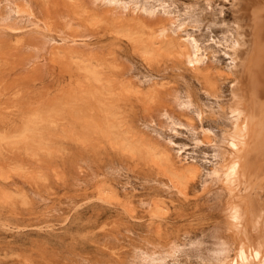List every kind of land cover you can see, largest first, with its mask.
<instances>
[{"label": "rangeland", "instance_id": "obj_1", "mask_svg": "<svg viewBox=\"0 0 264 264\" xmlns=\"http://www.w3.org/2000/svg\"><path fill=\"white\" fill-rule=\"evenodd\" d=\"M10 1L0 0V10L9 7L3 13L4 16L1 15L5 22L7 21L6 24H10L8 26L4 24L6 27L0 26V45L4 43L12 46L27 38L29 26L32 22L34 23V21H28L26 16H23L22 22L20 19L17 21L19 16L15 12L14 5L22 3H18L20 0L18 2L16 0V4L13 3L15 0ZM26 1L29 3V0H22L24 4ZM123 1L127 3L125 5H128L129 0ZM141 1L143 0H138L137 3L144 4ZM209 1L210 4L193 3L195 6L191 9V17L185 14L186 8L192 4L191 0H165V3L169 4V8L173 10L177 6L176 14L179 20L177 21H184L185 31L192 33L198 39L200 46H203L207 52L208 60L218 70L216 72H218L219 90L217 94L215 93L216 96L207 93L204 86H201L203 84L194 76L192 77L191 73L189 75L184 68H172L168 64L165 67L162 63L149 64L144 59L141 60L142 56L137 54L126 38L116 35L102 24L94 25L92 29H89L90 31H79L78 34L81 36L78 37L80 40H77L82 42L81 39H85L84 41H87L88 45L90 44L89 46L98 50L99 53L113 55L115 58L119 55L117 63L120 62L121 66H118L120 72L117 71V75L125 82H129L134 89L128 96L130 99L123 102L125 104L124 118H126L124 123L127 122L125 124L130 127L127 129L148 137L153 141L152 143L157 142L155 145L162 148L166 144L168 148L171 141L168 149L174 153L176 158L180 157L183 161L188 163L190 161V164L199 167V183L196 184L195 190L189 193L187 199L176 196L164 185L155 181V176L147 169L145 171L143 169L145 166L138 164L134 156L131 157L117 147H112L110 142L104 138L102 142L100 140V147L97 146L99 150L95 149L97 152L94 153L96 147H93L91 151L90 147L89 149L83 148L76 141L58 136L53 146L59 150V153L56 152L59 155L55 153L50 157V164L54 165H49V168L41 166L39 171L35 167L37 165L28 156L12 155L4 150V146H1L0 162H3L5 169L0 165V190L6 193L7 199L5 202L0 201V264H131L130 255L135 253V256L137 257L138 254L139 258V253L146 250L147 247L143 245L145 238H150L151 242H154L148 245L146 252H150L151 249L164 252L168 249V245L165 247L164 244L176 241L175 243L179 246L177 249H181L175 256L177 264H202L199 258L203 256V251L199 248L192 249V247L198 243H202V246L206 248L213 247L215 235L219 234L217 232H220V228L224 225L221 202H224L225 197L220 195V191L216 189L217 185L210 181V173L212 168L218 167L221 161L220 155L222 156V151L226 148L224 130L230 125L226 112L232 103L231 87L234 83L230 71L233 57L230 55V47L227 46L229 35L235 24L233 0ZM28 3L27 5L33 4ZM12 5L14 8H11ZM196 8L199 11L193 10ZM98 11L100 12V9ZM103 12L105 13V10ZM5 13L12 14V17L8 14L5 16ZM3 18L1 21H4ZM26 21L31 24L28 26L29 23ZM11 25H14L16 29L19 27V30L11 31ZM100 26H103L102 30ZM12 28L14 30V27ZM24 32L28 33L24 35ZM43 35L40 36L43 37ZM44 38L46 46L44 47L42 41L41 49L35 47L36 50L39 49L37 51L32 50L34 46L28 49L27 44L22 42L23 45L15 50L6 49V52L10 54L6 56L7 58L5 55L0 57L4 60L0 62V116L3 120H0L2 122L0 133L11 129L12 123V128L19 125L20 112L24 109L21 107L22 111L19 107L18 94L22 100L31 96L39 99L41 95L42 97L43 95L53 97L69 82L68 74L60 68L58 63L50 62L52 60L48 55L53 47L52 43L60 45L61 39L55 34L51 36L46 34ZM11 55L16 56L12 59ZM35 66H40L37 68L39 72L36 71ZM60 72H63L62 75ZM119 73L127 74L119 75ZM181 73L183 74L179 77ZM27 74L31 75L30 80ZM172 87L177 90L178 97L174 103L171 101L173 98L165 97L167 99L165 105H167L164 108L168 110L173 107V110L175 109L172 113V120L177 124L174 128L164 116L163 109L154 106L151 111L154 109L156 111L150 113L149 109L143 112L145 110L142 109L143 105L136 101L137 92L143 94L156 88L162 92L164 90L165 94L170 89L172 90ZM184 97L186 101H190L189 104L187 102L189 107L185 104ZM177 102L178 104L183 102L182 105L187 106L188 110L183 106V112H180L181 108ZM178 120L182 125H179ZM203 130L209 131L208 139L204 137ZM24 159L30 162L26 163ZM26 169L38 172L43 175V179L34 175L33 179L28 181L23 175ZM97 185L107 188L108 193L103 196L105 198L99 197L95 192ZM154 198L163 200L167 207L160 221L161 229H163L161 236H153L155 233L149 234L146 227L148 223L146 204ZM164 232L171 234L170 239L167 238L169 234L166 235ZM161 238L165 239L166 243ZM138 248L141 249L140 252ZM141 255L144 257L143 254ZM142 256L136 259L135 263L142 264ZM117 260L119 263H116Z\"/></svg>", "mask_w": 264, "mask_h": 264}, {"label": "bare ground", "instance_id": "obj_2", "mask_svg": "<svg viewBox=\"0 0 264 264\" xmlns=\"http://www.w3.org/2000/svg\"><path fill=\"white\" fill-rule=\"evenodd\" d=\"M32 1L29 0V3H33L32 5H27V1L24 4L22 0L19 2L17 0L18 3L22 4H16V0L13 2L16 6L14 5V8L12 5L11 8L13 7L17 16H19L17 21L26 16L28 21H34V23L31 24L26 21L29 23L28 26L31 24L29 34H26L28 35L27 38L12 46L2 43L0 45V57L5 55V58H7L6 56L10 54L6 52V49H9V51L15 50L23 45L22 42L27 44L28 49H31V46H34L32 50L35 47L41 49L46 40L44 35L51 36V34H55L61 39V43H59L60 45L52 43L53 47L48 52L52 60L50 62L59 64L60 68L68 74L67 80L69 82H65L66 86L53 97H44V95L42 97L40 94L39 99H34L31 96L22 100L20 94H18L19 107L20 109L22 107L24 111L21 109L23 112H20L18 126L12 128V123L10 125L11 129L0 133V147L4 146V150L12 155L24 154L28 156L37 165L35 167L39 171L41 166L42 168H49V165L53 164H50L51 155L56 152L59 153V150L53 146L58 136L76 141L83 148L87 147L89 149L88 147H90L91 151L93 147H96L94 150L98 151L100 140L102 142L104 138L107 142H110L112 147H117L131 157L134 156L138 161L137 163L144 165L146 168L143 169L150 171L159 184L164 185L176 196L187 199L189 193L195 190L196 184L199 183V167L190 164V161L189 163L183 161L180 157L176 158L171 150L170 153L168 148L171 146V141L168 148H166L168 144L162 148L155 145L157 142L152 143L153 141L148 137L127 129L129 125L125 124L127 122L124 123V119H126L124 118V103L130 99L128 96L133 88L129 82H125L117 75V71L120 70L118 66H121L120 62V64L117 63L119 55L117 54V59L113 55L99 53L98 50L90 47V44L88 45V42L86 41V43L83 38L81 39L82 42L77 41L80 40L78 37L81 36L78 33L90 31L89 29H92L94 25L102 24L116 35L126 38L137 51V54L139 53L142 56L141 60L144 59L149 64L162 63L165 67L168 64L172 68H184L188 71V74L191 73L192 77L194 76L203 84L201 86H204L207 93L215 95L219 90L218 72H216L218 70L208 60L207 52H205L203 46H200L198 39L192 33L185 31L184 21L181 22L180 20L178 22L177 6L174 10L173 8L170 9V5L165 3V0L141 1L144 4H138V0H129L130 4L128 3V5H125L127 3L124 1L123 3L122 0ZM191 2L192 4L185 11L188 16L192 14L191 9L195 6L194 4L200 2L210 4L209 0H191ZM98 4L101 7L99 8L100 12L97 8L99 7ZM233 7L235 24L227 44L230 47V55L233 57L230 71L234 78L231 87L232 103L228 107V112H226L230 125L224 130L226 148L222 151V156L220 155L221 161L218 167L212 168L210 173V181L217 185L216 189L220 191L222 197H225L224 202H221L224 225L220 228V232H217L220 235H215L213 247L206 248L202 246V243L194 244V247H192V249L199 248L203 251V256L199 258L202 264H264V0H233ZM197 8L193 10H197ZM7 9L9 7L3 9L4 11L0 10L2 18ZM101 9L105 10V13ZM7 14L5 16L10 15ZM11 17L8 18L12 20ZM201 18L204 17L201 16ZM4 22L5 19L0 22V26L7 25V21ZM12 22L14 23V21ZM190 23L194 22L190 21ZM12 27H14V30ZM12 27V30L9 28L11 31L19 30V27L17 29L14 25ZM102 27L100 26L101 30ZM2 30L4 29L2 28ZM28 32H24V35ZM58 32L60 33L58 34ZM40 35H43V37ZM46 44H44V47ZM11 57L14 58L13 55ZM8 58L10 57L8 56ZM0 60H2L0 62H4L3 59L0 58ZM47 61L49 62V58H47ZM39 67H36V69ZM165 67L164 69H167ZM31 68L33 67L31 66ZM35 74L37 75V72ZM125 74L127 73L123 75ZM220 76L222 77L221 73ZM29 77L31 78V75L28 76L30 80ZM25 78L27 79L26 76ZM168 87L170 88L169 85ZM174 87H172V90L168 88L169 92L165 94L164 90L162 92L156 88H152L143 94L137 92L136 99L138 103L140 102L139 104L145 107L143 108L141 105L142 109H145L143 112L149 111V109L150 113L156 111V109L151 111L154 106L163 109L161 111L164 112V116L173 125V128L177 124L172 120V113L175 109L173 110V107L169 104L170 109L167 110L164 107L167 105H165V102L168 97L173 98L171 100L173 103L177 99L178 94ZM166 88L165 90H167ZM189 96L188 98L191 100ZM189 100L186 101L185 99L186 103H184L187 104L188 102L189 104ZM180 103L183 104V102ZM182 104H178L181 108V110L179 108L180 112H183L182 108L185 106ZM155 114L157 115L156 112ZM0 120H2L1 116ZM178 121L180 122L178 124L182 125L181 121ZM0 123L2 122L0 121ZM208 132V130H203L206 139L209 138ZM96 150L94 153L97 152ZM1 153L2 149L0 148ZM21 158L23 159V157ZM0 165L5 169L3 162H0ZM23 175L28 181H31L34 175L43 179V175L34 170L26 169L23 171ZM95 192L99 197L105 198L103 196L108 193V190L103 185H97ZM6 199V193L1 191L0 201L5 202ZM154 199L146 204L148 216L146 227L149 234L155 233L153 236H161L163 232L161 230L163 229H161L160 221L167 207L163 200ZM170 235L167 238L170 239ZM144 241L143 245L147 248L149 244L154 243L151 242L150 238H145ZM175 242H168L169 244H167L165 240L166 244L164 245L165 247L168 245V249L164 252H158L156 249V251L151 249L150 252H146V248L144 252H141L144 257L139 253V258L143 257L142 264H177L175 256L181 249H177L178 245ZM139 250L141 251L138 248ZM205 250L206 255L204 256ZM138 251L135 250L136 253ZM130 258L129 262L131 264L133 262L139 264L135 263L136 259H139L138 254L136 257L133 253ZM116 263H119V260Z\"/></svg>", "mask_w": 264, "mask_h": 264}]
</instances>
